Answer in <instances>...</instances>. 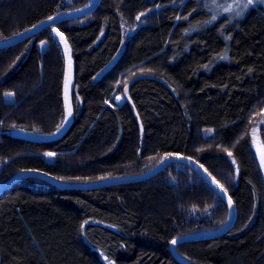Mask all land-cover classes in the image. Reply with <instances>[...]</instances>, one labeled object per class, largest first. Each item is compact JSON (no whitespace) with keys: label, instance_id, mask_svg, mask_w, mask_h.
Wrapping results in <instances>:
<instances>
[{"label":"trees","instance_id":"16d2710c","mask_svg":"<svg viewBox=\"0 0 264 264\" xmlns=\"http://www.w3.org/2000/svg\"><path fill=\"white\" fill-rule=\"evenodd\" d=\"M89 1L0 0V40ZM212 1L102 0L82 18L0 48V182L25 170L90 182L190 156L230 193L237 217L219 236L180 243V254L195 264H264V128L260 150L253 137L264 112V7L238 16L213 13ZM65 49L74 91L72 119L59 133L69 116ZM127 86L130 99L118 103ZM16 126L53 136H20ZM206 128L214 133L202 135ZM229 214L181 162L91 189L27 177L0 194V264H108L102 256L183 264L172 241L221 227Z\"/></svg>","mask_w":264,"mask_h":264},{"label":"water","instance_id":"95a60500","mask_svg":"<svg viewBox=\"0 0 264 264\" xmlns=\"http://www.w3.org/2000/svg\"><path fill=\"white\" fill-rule=\"evenodd\" d=\"M101 1L102 0H91L85 6L52 16L55 18L54 20H50L49 19L50 17H49L45 19L44 21L21 31L20 33L12 37L0 40V48H6V47L19 44L37 35L41 31H43L45 28H48L57 23L64 22L67 20L82 18L92 13L100 5ZM59 36L63 37L61 34H59ZM73 84H74V64L70 63L69 69H68L67 84L65 87V100H66L68 114L72 112L71 95H72ZM69 109H70V112H69ZM175 162L185 163L191 166L193 169H195L204 179H206L214 187V189L219 193V195L224 199V201L227 202L229 209H230V218L221 227H218L212 230L202 231V232L183 234L173 240L175 241V243H173L172 241L171 251H172L173 256L183 264H195L180 254V252L178 251V245L182 242H186L190 240L219 236L229 231L235 223V220L237 217V208L235 206V203L230 193L218 182V180L198 160L190 156H186L183 154H170L166 156L165 158H163L153 168L145 172L133 174V175L114 176V177H109V178L100 179L97 181H90V182L72 183V182L60 180L54 177L53 175H50L42 171L25 170V171H21L15 174L8 181L0 183V194L12 188L19 181L27 177H34L37 179L44 180L47 183L57 186L59 188L91 189V188H97V187L139 182V181H143V180L156 176L161 171H163L169 164L175 163ZM262 164L264 167V163ZM229 201H231V203H229Z\"/></svg>","mask_w":264,"mask_h":264},{"label":"rangeland","instance_id":"374dc122","mask_svg":"<svg viewBox=\"0 0 264 264\" xmlns=\"http://www.w3.org/2000/svg\"><path fill=\"white\" fill-rule=\"evenodd\" d=\"M181 1H185V0H181ZM228 1H229L228 2V5H231L232 6V10L231 11H233L232 14H234V15H236V12H239V11L244 10L243 9V5H245V4L248 3V0H231V1L228 0ZM252 4H254L256 6L257 5H262L264 7V2H261V0H253V3ZM237 5H239V7H237ZM251 5H249V7ZM209 6H210V9L213 11V13H215L216 11H220L218 8H220V9L221 8H223V9L226 8V6L223 3H220L218 0H213L212 2H210ZM125 26H126V35H128L129 32H130V30L132 28L129 27L127 23L125 24ZM65 53H66V59H67V68L69 69V65L71 63V58H70L69 50L68 49H65ZM68 69L66 70V79H65V82L66 83H67V78H68ZM73 91L74 90L72 88L71 104H72ZM129 99L130 98H129L128 86H127L126 89H125V91H124V93L121 94V95H118L116 97V101L118 103H123L124 101L129 100ZM257 116H258V118L256 120L254 129H253V137H254V140H255V147H256V149L257 150H260V143H259V139L260 138H259V135H260L261 128H264V112H262L261 114H259ZM71 119H72V114L70 113L69 116H68V118H67V120H65L64 123L62 124L63 125V128H61V127L59 128L60 129V131H58L59 133L62 132L66 128V126L69 124V122L71 121ZM21 129L23 131H21ZM11 132L13 134H17V135H20V136L29 137V138H39V139L40 138L41 139L42 138H48V137L53 136V135L42 134L41 132H39L37 130H30L27 127H23V126H19V127L16 126ZM213 133H214V130L213 129H210V128H206V129H203L202 130V135H204L206 137L211 136ZM53 155H51V156L48 155V158L49 159H53L54 158ZM0 183H2V182H0ZM102 259L105 262H107L108 264H113V262L110 261L106 256H102Z\"/></svg>","mask_w":264,"mask_h":264},{"label":"snow or ice","instance_id":"6c2138e0","mask_svg":"<svg viewBox=\"0 0 264 264\" xmlns=\"http://www.w3.org/2000/svg\"><path fill=\"white\" fill-rule=\"evenodd\" d=\"M261 2H264V0H261ZM253 3V0H248V3L243 5V9H247L249 7V5H251ZM237 7H239V5H237ZM226 11H231L232 10V6L231 5H228L226 8H225ZM243 14V11H239V12H236V15H242ZM50 20H54L55 18L54 17H50L49 18ZM216 17L213 16V20H215ZM35 27V26H34ZM7 96H11L12 93H7L6 94ZM69 112H70V109H69ZM61 128H63V125H61ZM21 131H23L21 129ZM58 131H60V129H58ZM49 156L53 155L52 153H49L48 154ZM229 155H231V153H229ZM261 162L264 163V152H262V155H261ZM233 163H235V161L233 160ZM229 203H231V201H229ZM173 243H175V241H173Z\"/></svg>","mask_w":264,"mask_h":264},{"label":"bare ground","instance_id":"6f19581e","mask_svg":"<svg viewBox=\"0 0 264 264\" xmlns=\"http://www.w3.org/2000/svg\"><path fill=\"white\" fill-rule=\"evenodd\" d=\"M167 156H168V155H167ZM164 158H165V157H164ZM156 165H157V164H156ZM152 168H153V167H152ZM150 169H151V168H150ZM144 172H145V171H144ZM222 199H223V198H222ZM223 200H224V199H223ZM225 202H226V201H225ZM226 203H227V202H226ZM228 207H229V206H228ZM229 210H230V209H229ZM229 218H230V214H229ZM229 218H228V219H229ZM227 221H228V220H227Z\"/></svg>","mask_w":264,"mask_h":264}]
</instances>
